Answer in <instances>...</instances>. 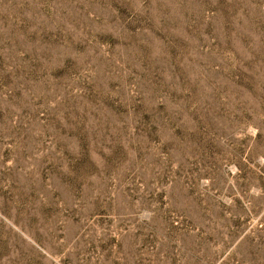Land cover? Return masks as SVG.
I'll list each match as a JSON object with an SVG mask.
<instances>
[{
  "label": "rangeland",
  "instance_id": "374dc122",
  "mask_svg": "<svg viewBox=\"0 0 264 264\" xmlns=\"http://www.w3.org/2000/svg\"><path fill=\"white\" fill-rule=\"evenodd\" d=\"M0 264H264V0H0Z\"/></svg>",
  "mask_w": 264,
  "mask_h": 264
}]
</instances>
